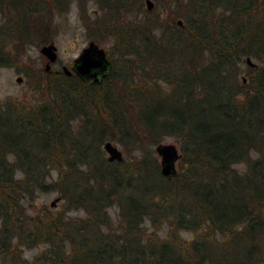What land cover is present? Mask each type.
Instances as JSON below:
<instances>
[{
    "label": "trees",
    "instance_id": "16d2710c",
    "mask_svg": "<svg viewBox=\"0 0 264 264\" xmlns=\"http://www.w3.org/2000/svg\"><path fill=\"white\" fill-rule=\"evenodd\" d=\"M72 1L110 42L98 83L21 65ZM87 1L0 0V67L34 96L0 103V264H264V0H172L162 17L144 0H92L93 18ZM243 55L258 61L244 82ZM163 136L180 152L166 176L151 154ZM51 191L61 210L33 205Z\"/></svg>",
    "mask_w": 264,
    "mask_h": 264
},
{
    "label": "rangeland",
    "instance_id": "374dc122",
    "mask_svg": "<svg viewBox=\"0 0 264 264\" xmlns=\"http://www.w3.org/2000/svg\"><path fill=\"white\" fill-rule=\"evenodd\" d=\"M153 1V7H152V16L156 15V17H162L165 14V10L162 9L163 4L169 3L170 7L173 8V2L172 0H152ZM171 3V4H170ZM86 8V14L89 18H93L95 14L98 12L96 9V4L92 0H88L85 4ZM143 8H145V3L143 2ZM142 14L136 13V18H140ZM155 17V18H156ZM262 20H261V19ZM176 19H179L181 21V17H176ZM258 19H260L261 27L264 28V12H261V14H258ZM0 22H1V16H0ZM182 23V21H181ZM181 25V24H178ZM51 39L56 46V54L57 58L55 62L52 63L51 67L59 68L60 64H66L69 65L72 62V59L79 53L80 49L87 43L89 39H94L97 41L100 45H102L106 50L108 51L110 42L108 40H98L96 38L91 37L89 34V30L85 26V23L83 22L78 6L75 2H71L69 5V8L66 12H61L54 14L51 20ZM43 42L38 43H29L25 50L23 55L21 56V65L26 64L28 66H41L43 67V58L42 55L38 51V47ZM46 43V42H45ZM109 53V52H108ZM110 56V54H109ZM244 56H242L241 61L238 62V68L239 73L237 75L238 80L242 81V77L245 79L248 75V73H254V70L248 68L247 64L244 62ZM250 59L258 64L257 59L250 55ZM20 62V61H19ZM20 75L21 80L15 81V76ZM162 84V83H161ZM19 99V98H26V99H33L34 96H32V91L30 89V85L26 82V79L21 71L17 69L16 66H2L0 67V103L6 99ZM160 141L162 142H172L174 143L177 148L178 145L175 142L174 138L172 136H163ZM117 146L121 149L123 155L124 151L122 146L115 142ZM151 154L152 156L159 161L158 155L153 151V145H151ZM179 151V149H178ZM104 156L106 157V154L104 152ZM256 152L253 150L249 151V157L255 158ZM159 164V163H158ZM175 167H177V161L175 162ZM233 169H235L238 173H242L245 164L243 162L234 163L232 164ZM52 176H55V171H51ZM58 196V200L55 201L53 205H50V201ZM62 199L59 197V195L55 191H51L49 193H38V195L35 197L33 201V205L35 207H39L42 205H46L47 208L55 211V210H61L62 209ZM28 211V210H27ZM109 214L112 219L116 217L117 208L116 206H110ZM67 216L70 217H79L83 215L82 209L78 210H69L66 212ZM165 226H163L161 229H159L157 232L160 234L164 233ZM180 234L188 238L192 236V231L189 230H182ZM41 246H36L32 248H23L22 250V256L23 257H30L34 253H36Z\"/></svg>",
    "mask_w": 264,
    "mask_h": 264
},
{
    "label": "water",
    "instance_id": "95a60500",
    "mask_svg": "<svg viewBox=\"0 0 264 264\" xmlns=\"http://www.w3.org/2000/svg\"><path fill=\"white\" fill-rule=\"evenodd\" d=\"M145 8L150 10L153 6L152 0H144ZM180 23V20H177ZM39 53L42 55L43 69L49 70L50 64L55 61L56 46L53 41L50 40L46 43H42L38 47ZM244 61L247 65L254 66L253 62L248 55L244 56ZM111 65L107 59L105 48L93 39H89L87 43L80 49L79 53L73 58L72 64L68 67L65 64H61L56 70L62 71L65 75L71 73L76 74L82 80H86L91 77V82H96L99 76L104 75L109 71ZM100 72V73H99ZM15 81H20L21 76L16 75ZM244 81V78H242ZM103 151L106 154L108 161H120L123 159V153L117 144L111 140H104L101 144ZM154 152L159 157V171L163 176L174 174L176 172L175 162L180 156L177 146L172 142L159 141L153 145ZM58 200V196L54 197L50 201V205H53Z\"/></svg>",
    "mask_w": 264,
    "mask_h": 264
},
{
    "label": "flooded vegetation",
    "instance_id": "af4514ba",
    "mask_svg": "<svg viewBox=\"0 0 264 264\" xmlns=\"http://www.w3.org/2000/svg\"><path fill=\"white\" fill-rule=\"evenodd\" d=\"M153 2V1H152ZM153 7V6H152ZM152 7H151V9H152ZM177 20L178 19H175V21H176V23L177 24H182L181 23V21H180V23H178L177 22ZM105 50H106V48H105ZM106 54H107V59L109 60V62H110V65H111V67H110V69H109V71H107L104 75H102V76H99V78H98V80L96 81V82H91V77H89L88 79H86L85 81H87V82H90V83H98V82H100L101 80H102V78L104 77V76H106L108 73H110V71H111V68H112V65H113V63H112V61L110 60V58H109V54H108V52H107V50H106ZM246 56V55H245ZM249 56V55H248ZM250 57V56H249ZM43 58V57H42ZM57 58V57H56ZM56 60V59H55ZM73 60V59H72ZM43 61H44V59H43ZM55 62V61H54ZM53 63V62H52ZM52 63L50 64V69L49 70H53L54 72H58L59 70H56L57 68H54V69H52V67H51V65H52ZM72 64V62L69 64V65H67L68 67L70 66ZM61 65V64H60ZM66 65V64H65ZM248 66H250V65H248ZM254 66H256V63H255V65ZM250 67H252V66H250ZM100 73V72H99ZM70 75H72V76H76V77H79V76H77L76 74H74V73H71V74H69V75H67V76H70ZM80 78V77H79ZM243 78V77H242ZM81 79V78H80ZM243 81V80H242ZM244 81H245V79H244ZM243 81V82H244Z\"/></svg>",
    "mask_w": 264,
    "mask_h": 264
}]
</instances>
